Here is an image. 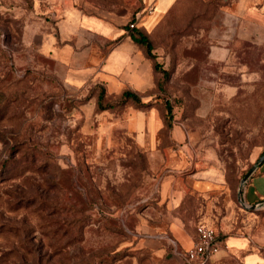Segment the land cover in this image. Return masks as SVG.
Instances as JSON below:
<instances>
[{
  "label": "rangeland",
  "instance_id": "1",
  "mask_svg": "<svg viewBox=\"0 0 264 264\" xmlns=\"http://www.w3.org/2000/svg\"><path fill=\"white\" fill-rule=\"evenodd\" d=\"M162 1L74 0L113 28H142L160 66L157 87L140 95L152 106L105 88L112 106L100 110L96 85L68 81L43 47L58 32L53 1L0 0V264H184L176 247L188 246L171 233L160 184L186 170L171 166L169 147L186 144L191 129L197 144H216L211 159L226 181L210 198L214 213L188 196L183 218L198 206L219 232L222 223L230 233L264 225V202L238 201L264 154V0ZM137 111L144 132L134 130Z\"/></svg>",
  "mask_w": 264,
  "mask_h": 264
},
{
  "label": "crops",
  "instance_id": "2",
  "mask_svg": "<svg viewBox=\"0 0 264 264\" xmlns=\"http://www.w3.org/2000/svg\"><path fill=\"white\" fill-rule=\"evenodd\" d=\"M52 1L57 13V16L53 15L57 20L58 32L51 35L50 40L46 38L43 47L65 64L68 81L80 86L91 83L102 85L112 94H122L129 89L139 96L157 87L152 61L145 55L144 49L132 40L129 32L113 28L98 16L84 14L76 7L74 0ZM159 3L163 1L159 0ZM87 36L91 41L85 39ZM97 38L102 43L100 47L94 48V39ZM114 41L117 42L112 45ZM133 118H136L134 130L137 133L144 132L147 127L144 112H135ZM158 126L153 124L152 130L155 131ZM186 132L188 142L171 144L174 147H169L168 157L174 170H186L181 171V174L171 173L163 177L160 198L169 208L171 233L180 244L189 248L197 237V222H213L208 212L214 213L217 205L210 198L225 187L226 176L211 159L216 144L209 140L197 144L196 132L193 129ZM172 133L179 141L185 138L184 130L177 124L173 125ZM176 148L185 153L187 157L184 160L178 157ZM258 168L260 172L245 183L242 193L243 201L249 205L264 202V161ZM188 196L202 202L205 209L210 208V211L203 209L202 212L197 206L192 211L193 217L186 221L181 213V205ZM205 196L208 199H202ZM206 201L208 205H205ZM228 215L224 212V218ZM218 227L223 231L221 233L228 247L222 248L203 264H264V225L245 233L225 232L226 225L223 223ZM156 249L160 255L164 253L162 247L157 245Z\"/></svg>",
  "mask_w": 264,
  "mask_h": 264
},
{
  "label": "trees",
  "instance_id": "3",
  "mask_svg": "<svg viewBox=\"0 0 264 264\" xmlns=\"http://www.w3.org/2000/svg\"><path fill=\"white\" fill-rule=\"evenodd\" d=\"M129 35L132 38V40L139 46H141L144 49L145 55L152 61L153 63V69L154 71H160V66L158 62L155 61L156 59V54L154 53L153 49V44L151 39L149 38V35L140 27H132L129 30ZM96 87L99 89L98 96L96 98L98 108L100 110H107L111 108L112 105L104 104L103 99L104 96L106 95L105 88L102 85H96ZM121 97L123 99L124 103H132L136 106V108L141 109V108H148L153 105V102H145L141 96L136 94L135 92L127 89L125 90L122 94ZM166 115V122L171 125V120L169 119L170 115V110L167 109ZM185 251V250H184ZM183 250H180L179 247H176V254H181L184 253ZM184 264H187V262L184 260Z\"/></svg>",
  "mask_w": 264,
  "mask_h": 264
},
{
  "label": "built area",
  "instance_id": "4",
  "mask_svg": "<svg viewBox=\"0 0 264 264\" xmlns=\"http://www.w3.org/2000/svg\"><path fill=\"white\" fill-rule=\"evenodd\" d=\"M135 24H131L134 27ZM197 237L193 244L182 253L187 264H203L222 248H227L224 235L214 226L199 223Z\"/></svg>",
  "mask_w": 264,
  "mask_h": 264
},
{
  "label": "water",
  "instance_id": "5",
  "mask_svg": "<svg viewBox=\"0 0 264 264\" xmlns=\"http://www.w3.org/2000/svg\"><path fill=\"white\" fill-rule=\"evenodd\" d=\"M263 161H264V154L259 158V160L252 166V168L242 178L241 184H240V188H239V191H238V199H239V201L241 203H244V201L242 199V193H243V187H244L245 183L252 177L254 172L257 170V168L259 167V165ZM259 206H260L259 204H254V205H251L249 208L250 209H258Z\"/></svg>",
  "mask_w": 264,
  "mask_h": 264
}]
</instances>
